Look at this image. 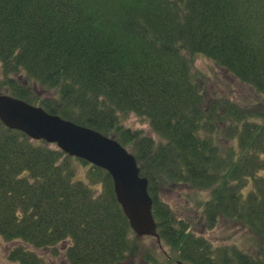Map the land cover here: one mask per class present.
I'll list each match as a JSON object with an SVG mask.
<instances>
[{"label":"trees","instance_id":"16d2710c","mask_svg":"<svg viewBox=\"0 0 264 264\" xmlns=\"http://www.w3.org/2000/svg\"><path fill=\"white\" fill-rule=\"evenodd\" d=\"M196 54L264 96V0H0V92L132 145L156 221L143 264H264V115L204 105ZM129 113L158 140L123 128ZM172 185L208 228L242 224L251 247L190 230L160 194ZM0 236L18 264H44L34 248L59 243L69 264H138L108 171L1 120Z\"/></svg>","mask_w":264,"mask_h":264},{"label":"water","instance_id":"95a60500","mask_svg":"<svg viewBox=\"0 0 264 264\" xmlns=\"http://www.w3.org/2000/svg\"><path fill=\"white\" fill-rule=\"evenodd\" d=\"M0 120L9 128L54 142L66 153L105 168L131 228L138 235L157 234L148 179L140 173L135 155L117 139L8 93H0Z\"/></svg>","mask_w":264,"mask_h":264},{"label":"rangeland","instance_id":"374dc122","mask_svg":"<svg viewBox=\"0 0 264 264\" xmlns=\"http://www.w3.org/2000/svg\"><path fill=\"white\" fill-rule=\"evenodd\" d=\"M193 66L201 79V87L203 93V104L207 105L211 102L222 98H229L243 107L251 115H264V96L259 94L252 86L246 82L239 80L231 74L226 68L218 66L211 59L202 54H196L193 61ZM2 78L0 64V80ZM36 94L43 96L50 95V92L39 85L34 84ZM250 115V116H251ZM123 128L139 131L140 134L149 135L158 140L157 135L151 129L147 120L129 113L121 118L120 122ZM129 149L132 145L127 146ZM87 164L77 165V177H85V169ZM185 188L180 185H172L163 188L160 192L162 198L169 203L178 217L184 219L188 228L197 234L204 235L212 244H228L238 242L245 249L251 247L252 236L247 228L234 220L221 217L218 223L208 228L205 220L200 217L201 212L194 207L193 200L184 195ZM208 193L204 192L201 195L202 199L208 197ZM140 249L134 254L131 252L128 255L127 263L143 264V251L151 248L154 245L155 238L152 235L139 236ZM14 244L0 236V264H18L7 257L8 247ZM58 253L53 254L50 247L34 248L38 254L42 256L44 264H69L63 255L62 243L56 246ZM174 264V263H173Z\"/></svg>","mask_w":264,"mask_h":264}]
</instances>
